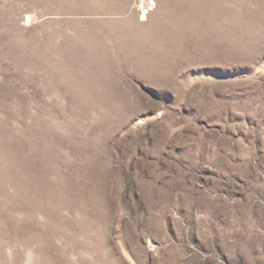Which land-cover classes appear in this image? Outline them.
Segmentation results:
<instances>
[{
    "label": "rangeland",
    "instance_id": "rangeland-1",
    "mask_svg": "<svg viewBox=\"0 0 264 264\" xmlns=\"http://www.w3.org/2000/svg\"><path fill=\"white\" fill-rule=\"evenodd\" d=\"M0 264H264V0H0Z\"/></svg>",
    "mask_w": 264,
    "mask_h": 264
},
{
    "label": "built area",
    "instance_id": "built-area-1",
    "mask_svg": "<svg viewBox=\"0 0 264 264\" xmlns=\"http://www.w3.org/2000/svg\"><path fill=\"white\" fill-rule=\"evenodd\" d=\"M141 15H142V17H140V18L142 19L146 15V12L142 13Z\"/></svg>",
    "mask_w": 264,
    "mask_h": 264
},
{
    "label": "bare ground",
    "instance_id": "bare-ground-1",
    "mask_svg": "<svg viewBox=\"0 0 264 264\" xmlns=\"http://www.w3.org/2000/svg\"><path fill=\"white\" fill-rule=\"evenodd\" d=\"M142 2H143V0H142ZM148 2V1H147ZM142 4V3H141ZM148 12V10L146 11V13ZM145 17V16H144Z\"/></svg>",
    "mask_w": 264,
    "mask_h": 264
}]
</instances>
